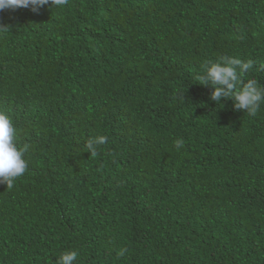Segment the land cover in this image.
I'll return each instance as SVG.
<instances>
[{
    "label": "trees",
    "instance_id": "16d2710c",
    "mask_svg": "<svg viewBox=\"0 0 264 264\" xmlns=\"http://www.w3.org/2000/svg\"><path fill=\"white\" fill-rule=\"evenodd\" d=\"M0 24V112L30 145L0 184V264H264V103L196 80L228 56L264 86V0H69Z\"/></svg>",
    "mask_w": 264,
    "mask_h": 264
},
{
    "label": "clouds",
    "instance_id": "9594fccd",
    "mask_svg": "<svg viewBox=\"0 0 264 264\" xmlns=\"http://www.w3.org/2000/svg\"><path fill=\"white\" fill-rule=\"evenodd\" d=\"M68 3L69 0H0V11L25 8L38 13L45 5L60 7ZM10 29V25L0 24V32ZM255 63L251 59L245 62L237 58L221 56L217 62H205L196 80L198 84L214 89L210 96L211 101L218 104L231 100L234 110H243L248 115L255 116L261 103H264V86H261L256 79H249L246 82L242 79L243 74L252 70ZM261 70H264V64L261 65ZM15 132L11 118L0 112V184L7 185V189H11L15 181L28 170V162L24 156L30 145L18 147L15 142ZM107 139L108 137L101 136L87 141L86 149L91 157L98 155L99 146L105 144ZM183 145V139L174 141L177 150ZM126 251L127 249L123 248L118 250L117 258L123 257ZM77 255L76 251H66L60 255L56 264H73Z\"/></svg>",
    "mask_w": 264,
    "mask_h": 264
}]
</instances>
